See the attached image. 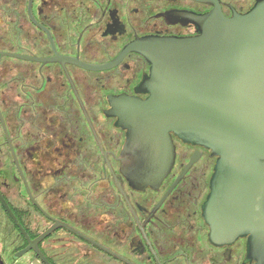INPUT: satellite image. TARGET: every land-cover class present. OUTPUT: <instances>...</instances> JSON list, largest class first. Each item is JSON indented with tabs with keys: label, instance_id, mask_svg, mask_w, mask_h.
Listing matches in <instances>:
<instances>
[{
	"label": "flooded vegetation",
	"instance_id": "af4514ba",
	"mask_svg": "<svg viewBox=\"0 0 264 264\" xmlns=\"http://www.w3.org/2000/svg\"><path fill=\"white\" fill-rule=\"evenodd\" d=\"M259 1L0 0V264H256L247 237L211 241L210 149L172 134L174 165L157 187L125 175L112 99L147 97L145 57L80 63H110L146 36L197 35L180 14L232 17Z\"/></svg>",
	"mask_w": 264,
	"mask_h": 264
},
{
	"label": "water",
	"instance_id": "95a60500",
	"mask_svg": "<svg viewBox=\"0 0 264 264\" xmlns=\"http://www.w3.org/2000/svg\"><path fill=\"white\" fill-rule=\"evenodd\" d=\"M180 16L197 35L138 38L110 63L80 66L104 70L130 52L145 57L150 71L138 92L147 97L112 99L127 130L125 175L135 188L157 187L174 165L172 134L210 149L217 156L204 206L211 241L247 237L248 260L264 264V0L232 17L220 9Z\"/></svg>",
	"mask_w": 264,
	"mask_h": 264
}]
</instances>
